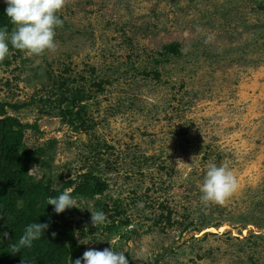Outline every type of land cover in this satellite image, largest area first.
I'll list each match as a JSON object with an SVG mask.
<instances>
[{"label": "rangeland", "instance_id": "rangeland-1", "mask_svg": "<svg viewBox=\"0 0 264 264\" xmlns=\"http://www.w3.org/2000/svg\"><path fill=\"white\" fill-rule=\"evenodd\" d=\"M56 14L54 49L5 57L0 101L36 126L34 180L107 184L67 217L81 255L264 264V0H65ZM213 163L237 182L223 204L201 200Z\"/></svg>", "mask_w": 264, "mask_h": 264}, {"label": "trees", "instance_id": "trees-1", "mask_svg": "<svg viewBox=\"0 0 264 264\" xmlns=\"http://www.w3.org/2000/svg\"><path fill=\"white\" fill-rule=\"evenodd\" d=\"M5 8L6 4L0 3V27L7 26L10 33L13 25L5 15ZM23 51L9 46V52L16 56ZM0 65L8 67L10 62L3 59ZM20 107L22 105L0 101V264H70L82 257V247L75 241V231L67 219L76 209L73 207L56 214L53 206L47 204L48 198L70 189L77 200L93 199L108 187L99 177L89 174L78 183L64 181L57 190L42 180H34L29 172L44 150L30 149L24 144V131L36 129L34 124H22L7 114V108L16 110ZM33 222L46 223L48 228L32 247L22 248L13 254V244L23 234L24 228ZM160 259L162 257L155 262Z\"/></svg>", "mask_w": 264, "mask_h": 264}, {"label": "clouds", "instance_id": "clouds-1", "mask_svg": "<svg viewBox=\"0 0 264 264\" xmlns=\"http://www.w3.org/2000/svg\"><path fill=\"white\" fill-rule=\"evenodd\" d=\"M4 3L5 15L13 29L9 33L7 26L0 27V61L7 56L9 46L36 55L56 47L55 28L63 23L56 13L63 7L65 0H4ZM236 188V178L227 165L209 164L200 185L201 200L223 204ZM47 204L53 206L56 214L73 207L81 209L77 198L71 195L70 189L56 197H49ZM105 220L104 212H91V223L94 227L103 224ZM47 228L46 223L28 224L18 241L13 244L11 252L15 254L22 248L32 247L33 242L39 240ZM3 235L6 236L7 233ZM72 264H129V262L124 252L114 251L111 246L103 250L88 249Z\"/></svg>", "mask_w": 264, "mask_h": 264}]
</instances>
